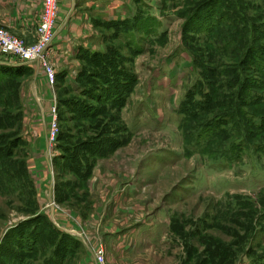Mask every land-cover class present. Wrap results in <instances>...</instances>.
Masks as SVG:
<instances>
[{
	"label": "rangeland",
	"instance_id": "rangeland-1",
	"mask_svg": "<svg viewBox=\"0 0 264 264\" xmlns=\"http://www.w3.org/2000/svg\"><path fill=\"white\" fill-rule=\"evenodd\" d=\"M41 4L0 25L35 42ZM98 19L46 46L40 107L32 65L0 76V264H264V0Z\"/></svg>",
	"mask_w": 264,
	"mask_h": 264
},
{
	"label": "crops",
	"instance_id": "crops-1",
	"mask_svg": "<svg viewBox=\"0 0 264 264\" xmlns=\"http://www.w3.org/2000/svg\"><path fill=\"white\" fill-rule=\"evenodd\" d=\"M131 10L133 11V0H57L53 37L51 39L57 45L56 53L61 56L69 53V49L73 44L93 30L91 24L93 19L99 18L98 20L104 22L105 19L127 17L130 15ZM24 27L18 28L24 29ZM65 57L68 58V55H65ZM0 62L11 63L4 60H0ZM27 64L33 66L34 71L32 72L33 77L30 80V87L33 99L38 107H40L41 96L39 94L41 92H37L34 83L39 66L36 62ZM34 88L36 92L33 90ZM88 253L90 254L92 264H95L89 250Z\"/></svg>",
	"mask_w": 264,
	"mask_h": 264
},
{
	"label": "built area",
	"instance_id": "built-area-1",
	"mask_svg": "<svg viewBox=\"0 0 264 264\" xmlns=\"http://www.w3.org/2000/svg\"><path fill=\"white\" fill-rule=\"evenodd\" d=\"M57 0H42L36 30L38 40L33 43L24 42L21 37L12 34L5 26L0 25V54L8 53L16 57L21 63H41L42 53L53 37V25L56 16ZM47 73L51 80V70L48 67ZM95 264H100V256L91 250Z\"/></svg>",
	"mask_w": 264,
	"mask_h": 264
},
{
	"label": "trees",
	"instance_id": "trees-1",
	"mask_svg": "<svg viewBox=\"0 0 264 264\" xmlns=\"http://www.w3.org/2000/svg\"><path fill=\"white\" fill-rule=\"evenodd\" d=\"M259 61H260V66H261L263 63L261 62V60H258V62ZM258 62L256 64H258ZM27 65H28L27 63H21V62L20 63L0 62V76L1 75H17V74H20L21 72L24 71V69L26 68ZM223 115H224V118H226V119L229 118V116H230L228 113H225ZM221 118H222L221 121L225 120L223 117H221Z\"/></svg>",
	"mask_w": 264,
	"mask_h": 264
},
{
	"label": "bare ground",
	"instance_id": "bare-ground-1",
	"mask_svg": "<svg viewBox=\"0 0 264 264\" xmlns=\"http://www.w3.org/2000/svg\"><path fill=\"white\" fill-rule=\"evenodd\" d=\"M91 250H93V249H91ZM99 264V263H98Z\"/></svg>",
	"mask_w": 264,
	"mask_h": 264
}]
</instances>
